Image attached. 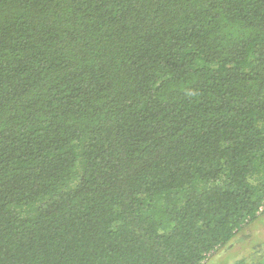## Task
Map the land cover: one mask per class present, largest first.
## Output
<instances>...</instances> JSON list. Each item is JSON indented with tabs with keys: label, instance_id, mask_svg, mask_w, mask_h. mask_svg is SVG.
<instances>
[{
	"label": "trees",
	"instance_id": "obj_1",
	"mask_svg": "<svg viewBox=\"0 0 264 264\" xmlns=\"http://www.w3.org/2000/svg\"><path fill=\"white\" fill-rule=\"evenodd\" d=\"M264 214V0H0V264H202Z\"/></svg>",
	"mask_w": 264,
	"mask_h": 264
},
{
	"label": "rangeland",
	"instance_id": "obj_2",
	"mask_svg": "<svg viewBox=\"0 0 264 264\" xmlns=\"http://www.w3.org/2000/svg\"><path fill=\"white\" fill-rule=\"evenodd\" d=\"M202 264H264V214L243 225L228 243Z\"/></svg>",
	"mask_w": 264,
	"mask_h": 264
}]
</instances>
